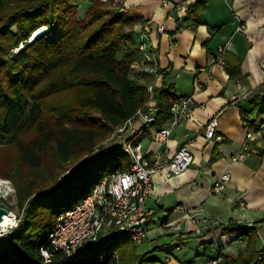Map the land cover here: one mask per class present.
<instances>
[{
  "label": "trees",
  "instance_id": "trees-1",
  "mask_svg": "<svg viewBox=\"0 0 264 264\" xmlns=\"http://www.w3.org/2000/svg\"><path fill=\"white\" fill-rule=\"evenodd\" d=\"M88 1L81 18L77 0H0V177L15 184L22 211V227L0 238V264H46L42 247L52 253V264H161L149 258L151 252H139L127 235L100 239L119 240L109 256H101L96 246L77 262L50 246L49 236L59 216L78 205L93 186L68 209L65 192L51 194L66 174L114 143L117 128L150 100L147 78L151 75L134 68L143 60L142 41L135 31L143 19L115 0H107L114 6L100 0L84 2ZM208 2L190 4L186 21L191 26L200 25ZM41 28L46 29L31 40ZM225 69L231 79L242 76L238 59ZM167 72L159 69V74ZM166 95L154 89L160 112L152 127L159 129L172 114ZM248 102L254 115H264V94H254ZM249 113L241 110L253 124ZM114 150L126 154L123 146ZM119 157L109 175L130 168L131 162ZM54 173L52 183L49 178ZM237 230L239 238L247 240L246 247L235 257L221 253L211 263L264 264V246L257 248L256 227ZM223 232L228 234V229Z\"/></svg>",
  "mask_w": 264,
  "mask_h": 264
},
{
  "label": "crops",
  "instance_id": "crops-1",
  "mask_svg": "<svg viewBox=\"0 0 264 264\" xmlns=\"http://www.w3.org/2000/svg\"><path fill=\"white\" fill-rule=\"evenodd\" d=\"M167 1L178 8L163 6L162 0H116L126 12L143 19L135 26L136 38L148 49L153 45L158 68L168 69L157 78L149 76L147 83L165 91L169 103L192 97L191 118L171 130L169 146L154 140L156 127L143 136L148 158L161 153L167 159L185 144H191L195 154L194 167L183 174L154 177L150 200L155 204L147 202L155 211L148 228L153 231L146 242L150 248L144 252H151L149 258L161 264H207L221 253L235 257L246 247L247 240L239 238L240 226L256 227L257 248L264 246V133L248 137L264 120L251 112L248 102L254 94H264V0H209L198 27L186 21L187 9L196 0ZM158 25H164V32L157 31ZM221 47L226 48V64L240 60L241 77L231 79L217 64ZM242 109L250 112L247 118L253 124L242 117ZM213 118L218 120L216 133L224 137L222 143L203 138ZM173 120L171 114L159 129L170 128ZM238 153L245 157L233 163L231 158ZM223 175L230 180L223 192L214 193V183ZM190 212L214 227L198 237L181 235L168 244L167 234L176 238L191 230L186 226ZM170 221H176L179 229H166L163 222Z\"/></svg>",
  "mask_w": 264,
  "mask_h": 264
},
{
  "label": "built area",
  "instance_id": "built-area-1",
  "mask_svg": "<svg viewBox=\"0 0 264 264\" xmlns=\"http://www.w3.org/2000/svg\"><path fill=\"white\" fill-rule=\"evenodd\" d=\"M162 5L178 8L167 0H162ZM164 30V25H158L157 31L159 33L164 32ZM152 46L148 49L144 42L139 46L143 60L136 63L134 68L146 70L151 76L157 78L160 74ZM225 51V47L218 49L220 57L217 64L221 68L226 66V60L223 56ZM154 89L155 85H148L150 100L145 108L140 109L133 118L118 127L116 131L117 135L131 131L123 145V150L132 159L130 168L112 173L95 183L89 194L78 205L59 216L56 227L49 236L51 249L54 252L64 253L69 261H79L80 255L89 252L92 249V242H96L99 237L121 238L127 235L136 244L144 242L147 238L149 219L155 214V211L147 206V202L153 194L154 177L157 174H162L166 178L179 176L195 163V154L191 144L182 145L172 157L167 159H163L161 153H154L152 158L147 157L142 139L144 133L157 121L160 112V108L153 97ZM191 102L192 97H185L172 102L171 113L174 118L172 126L158 129L154 134L156 142L169 146L171 130L183 120L191 118ZM262 116L264 117V115ZM138 123L140 125L137 127L136 124ZM217 127L218 120L213 118L206 125L203 138L206 141L216 140L218 143H222L224 137L216 133ZM262 133H264V120L260 123L257 131L248 133V137L254 138L257 134ZM244 157V153H238L231 158V161L236 163ZM229 180L228 175H223L217 179L213 186V192H223ZM8 215L12 217V221L18 218L12 212H8ZM186 217H188L186 219L188 224L196 222V215L193 212H190ZM199 221L202 224H209L207 218H202ZM12 224L9 223L10 227ZM19 224L20 219L14 226H19ZM1 225L2 222H0ZM171 225L170 222H167V227H172ZM6 235L2 229L0 238ZM40 253L46 264H52V253L48 248L42 247Z\"/></svg>",
  "mask_w": 264,
  "mask_h": 264
},
{
  "label": "rangeland",
  "instance_id": "rangeland-1",
  "mask_svg": "<svg viewBox=\"0 0 264 264\" xmlns=\"http://www.w3.org/2000/svg\"><path fill=\"white\" fill-rule=\"evenodd\" d=\"M77 1H78V4H80V7H79L77 13H78V16L82 18L87 11L86 7H88V5L90 4V1L84 2L85 0H83L84 3H82L81 0H77ZM100 1L102 3L108 4V2L106 0H100ZM115 3H117L116 0H115ZM115 3L109 2L108 5L114 6ZM43 31H45V30H43ZM20 47L23 48L24 46L20 45ZM139 125H140L139 123L136 124L137 127ZM150 128H152V127H150ZM130 132L131 131H129L128 133H122V135H118V137H116L117 138L116 141L114 140L115 141L114 143H107V147H108L107 149L103 150L101 153H100V151L95 153L96 155L98 154L97 156L96 155L90 156L71 175L66 174V179L62 183L61 187L51 195L56 196V195L60 194L61 192H65V201H66L65 209H68L71 206H73V204L75 203L74 201L76 199H81L83 196H85L87 193V190L91 186H94L95 183H97L99 180H101L102 178L109 175L110 168H111L112 164L119 161V158H120L119 156H121V158H123V161L125 160L124 163H126L128 161H130L132 163V159H131V157H129V155L125 154V156L123 157L120 153H118L114 150L115 148H119V147L121 148L124 145L126 139L129 137V134H131ZM113 136H116V133ZM112 138L113 137H111L108 140V142ZM142 144H143L144 148L147 147V144H145L144 138L142 139ZM190 167H194V165H191ZM56 177H57V174L55 175V173H54L51 176V178H49V181L53 183L55 181ZM20 182H21V180H20ZM218 194H220V193H218ZM152 201L153 200H150L148 202V206L155 204V202L153 203ZM0 208H5L8 212L14 213L20 220L22 219V211L18 207L16 186L12 180L7 179V178H2V177H0ZM18 218L11 222V223H13L12 227H10V225H9V226H7V228H2L0 226L1 227L0 231L3 229V231H5L6 234H9V232L14 231L15 229H18L19 227H22L21 222H20L19 226H14V224L19 220ZM195 219H196V222L194 224H188L187 220H186V226L188 229H191L190 231H184L183 233H178V235L175 236L176 238H174L173 233L167 234L168 237H166V238L169 239V240H167L168 244L175 242L174 239H176V240L180 239L181 235L192 234V236L195 235L198 237L199 235H203L205 233H208L210 227H212V228L214 227V225H212V224L210 226L203 224V226L200 227V225H202V222H199L197 218H195ZM150 220H153V218L151 217L149 219V221ZM209 223H210V221H209ZM163 224L165 225V224H167V222H163ZM170 224H172L171 225L172 227L177 228L178 223L176 221H170ZM194 225L199 226V231H198V228H195L196 226H194ZM149 226H151L150 223H149L147 229L149 228ZM169 228L170 227H167L166 229H169ZM177 229H179V228H177ZM181 229H183V226H181L180 230H177V231H181ZM152 231H151V229L150 230L148 229L147 238L145 239V241L144 242L142 241L141 244H137L139 252L147 251L150 248L148 246V243H146V242H148V241L150 242V239L152 237ZM161 237L165 238L164 235H162ZM101 238L102 237H99L96 242H92V247L95 249L96 246H98L99 250H96V251H98V253L101 254V256L107 257L116 249L117 243L119 242V240L114 239V240H110V241L101 242L100 241ZM162 243H165V241L163 240ZM219 261L220 260H218V263H219ZM207 264H215V263H211V261H209Z\"/></svg>",
  "mask_w": 264,
  "mask_h": 264
},
{
  "label": "bare ground",
  "instance_id": "bare-ground-1",
  "mask_svg": "<svg viewBox=\"0 0 264 264\" xmlns=\"http://www.w3.org/2000/svg\"><path fill=\"white\" fill-rule=\"evenodd\" d=\"M43 30H45V29H44V28H41L40 30H38V31L33 35V37H32L31 40H33L34 38H36V36L39 35L40 33H42ZM11 222H12V217H11L10 215H8V214H5V218H3V220H2V225H1V227L6 228V227L9 225V223H11Z\"/></svg>",
  "mask_w": 264,
  "mask_h": 264
},
{
  "label": "water",
  "instance_id": "water-1",
  "mask_svg": "<svg viewBox=\"0 0 264 264\" xmlns=\"http://www.w3.org/2000/svg\"><path fill=\"white\" fill-rule=\"evenodd\" d=\"M5 214H8V211L5 208H0V222H2Z\"/></svg>",
  "mask_w": 264,
  "mask_h": 264
}]
</instances>
